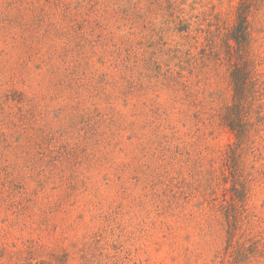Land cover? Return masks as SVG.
Masks as SVG:
<instances>
[{"label": "rangeland", "instance_id": "rangeland-1", "mask_svg": "<svg viewBox=\"0 0 264 264\" xmlns=\"http://www.w3.org/2000/svg\"><path fill=\"white\" fill-rule=\"evenodd\" d=\"M237 3L0 0V264H264V121L228 155L225 50L196 32ZM251 34L264 117V5Z\"/></svg>", "mask_w": 264, "mask_h": 264}, {"label": "trees", "instance_id": "trees-1", "mask_svg": "<svg viewBox=\"0 0 264 264\" xmlns=\"http://www.w3.org/2000/svg\"><path fill=\"white\" fill-rule=\"evenodd\" d=\"M264 5V0H238V3L234 10V24L231 29L226 27V18L223 15L217 14L214 16V21L208 23V29L198 28L196 32L205 33L203 45L201 48V54H205L209 49L211 52L216 46V40L219 38L221 45L225 50L226 66L229 68L230 82L232 85L233 95L231 103L226 105L221 113L220 120L225 124L235 136V141L229 144L228 155H231V151L234 148H247L251 149V143L254 135L260 131L259 124H253L251 115L254 113L255 120L257 122L264 121V117L261 116V112L256 111L254 106L259 95V88H261L263 82L260 81L257 73L258 63L255 60V54L252 47V34L251 25L252 17L257 13ZM179 23L183 24V28H188V24L179 19ZM212 27V29H211ZM196 36H192L194 39ZM168 53H171L172 59L180 57L178 55V49H168ZM170 63V62H169ZM183 61L180 60L179 64ZM180 67V66H178ZM165 84L170 85L172 88H181V91L185 92V99H189L188 94V81L185 79L183 70L174 72L168 68L165 71ZM190 95H192L190 93ZM193 102V101H190ZM263 105V103H260ZM251 118V120H250ZM233 188L236 190L237 196L244 199L247 196L246 181L238 178L233 174ZM203 204V201H202ZM226 218L227 228V241L230 242L236 234L238 227L237 215Z\"/></svg>", "mask_w": 264, "mask_h": 264}]
</instances>
